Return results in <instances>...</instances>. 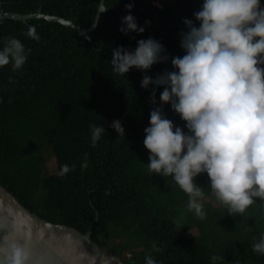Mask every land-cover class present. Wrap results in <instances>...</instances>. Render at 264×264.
I'll list each match as a JSON object with an SVG mask.
<instances>
[{
  "label": "trees",
  "instance_id": "trees-1",
  "mask_svg": "<svg viewBox=\"0 0 264 264\" xmlns=\"http://www.w3.org/2000/svg\"><path fill=\"white\" fill-rule=\"evenodd\" d=\"M104 4L0 21V184L125 264H264V0Z\"/></svg>",
  "mask_w": 264,
  "mask_h": 264
},
{
  "label": "water",
  "instance_id": "water-1",
  "mask_svg": "<svg viewBox=\"0 0 264 264\" xmlns=\"http://www.w3.org/2000/svg\"><path fill=\"white\" fill-rule=\"evenodd\" d=\"M104 2L102 0L97 18L89 29L42 11L27 15L6 12L1 4L0 21L13 19L27 23L30 19H44L72 27L90 39V33L98 26L100 15L106 11ZM2 101L0 98V107ZM92 234L93 224L84 233L42 218L27 209L0 184V264H125L112 251L97 244Z\"/></svg>",
  "mask_w": 264,
  "mask_h": 264
},
{
  "label": "rangeland",
  "instance_id": "rangeland-1",
  "mask_svg": "<svg viewBox=\"0 0 264 264\" xmlns=\"http://www.w3.org/2000/svg\"><path fill=\"white\" fill-rule=\"evenodd\" d=\"M156 5H159L158 2L156 3ZM48 166L50 168H54L56 166V160L54 158V156H50L48 159ZM202 201H210L213 203V205H217V195H215V193L213 194L212 198H209L207 200H202Z\"/></svg>",
  "mask_w": 264,
  "mask_h": 264
},
{
  "label": "clouds",
  "instance_id": "clouds-1",
  "mask_svg": "<svg viewBox=\"0 0 264 264\" xmlns=\"http://www.w3.org/2000/svg\"><path fill=\"white\" fill-rule=\"evenodd\" d=\"M61 17V16H60Z\"/></svg>",
  "mask_w": 264,
  "mask_h": 264
}]
</instances>
